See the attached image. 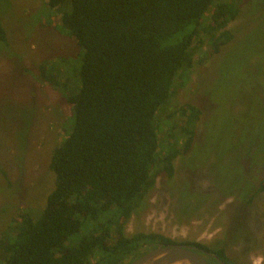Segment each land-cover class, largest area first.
Wrapping results in <instances>:
<instances>
[{"label":"trees","instance_id":"trees-1","mask_svg":"<svg viewBox=\"0 0 264 264\" xmlns=\"http://www.w3.org/2000/svg\"><path fill=\"white\" fill-rule=\"evenodd\" d=\"M45 3L44 26L66 30L82 50L69 63L74 82L64 80L60 63L39 65L40 78L63 92L72 119L50 157L55 182L43 210L38 216L18 214L12 231L0 237V262L128 264L160 244L179 243L158 233L126 236L124 226L157 177H174L175 160L193 147L203 111L185 103L168 112L174 82L192 67L205 39L213 52L230 42L227 27L239 14L236 1ZM0 42L9 45L1 19ZM160 114L180 116L177 139L168 144L159 137ZM257 192H264V178ZM184 244L228 264L223 248Z\"/></svg>","mask_w":264,"mask_h":264},{"label":"rangeland","instance_id":"rangeland-1","mask_svg":"<svg viewBox=\"0 0 264 264\" xmlns=\"http://www.w3.org/2000/svg\"><path fill=\"white\" fill-rule=\"evenodd\" d=\"M230 1L239 7L227 27L230 42L213 52L205 39L174 82L168 112L185 103L203 111L193 147L175 160L174 177H157L124 233L223 248L228 264H264V192H257L264 178V0ZM47 12L45 0H0L9 41L0 42V237L21 211L43 210L55 182L50 157L71 124V106L40 78L39 65L60 63L64 80L74 82L69 63L82 50L66 30L44 26ZM162 115L159 137L168 144L180 116Z\"/></svg>","mask_w":264,"mask_h":264},{"label":"water","instance_id":"water-1","mask_svg":"<svg viewBox=\"0 0 264 264\" xmlns=\"http://www.w3.org/2000/svg\"><path fill=\"white\" fill-rule=\"evenodd\" d=\"M205 255L219 259L215 253L204 252ZM220 264H227L219 260ZM128 264H209L205 256L196 246L184 243L160 244Z\"/></svg>","mask_w":264,"mask_h":264},{"label":"flooded vegetation","instance_id":"flooded-vegetation-1","mask_svg":"<svg viewBox=\"0 0 264 264\" xmlns=\"http://www.w3.org/2000/svg\"><path fill=\"white\" fill-rule=\"evenodd\" d=\"M199 252H201L204 256H205V258L207 259V261L209 262V264H212L211 263V261H214V260H216V262H218V263H220V261L219 260H221L219 257V259L217 260V259H215V258H213V257H211V256H208V255H205V253L204 252H209V251H206V250H204V249H202V248H199ZM214 259V260H213ZM223 261V260H222Z\"/></svg>","mask_w":264,"mask_h":264},{"label":"built area","instance_id":"built-area-1","mask_svg":"<svg viewBox=\"0 0 264 264\" xmlns=\"http://www.w3.org/2000/svg\"><path fill=\"white\" fill-rule=\"evenodd\" d=\"M256 264V262H254Z\"/></svg>","mask_w":264,"mask_h":264}]
</instances>
